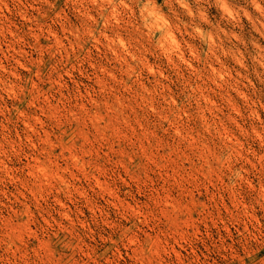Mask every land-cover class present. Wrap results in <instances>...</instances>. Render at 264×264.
<instances>
[{
	"label": "rangeland",
	"instance_id": "obj_1",
	"mask_svg": "<svg viewBox=\"0 0 264 264\" xmlns=\"http://www.w3.org/2000/svg\"><path fill=\"white\" fill-rule=\"evenodd\" d=\"M0 264H264V0H0Z\"/></svg>",
	"mask_w": 264,
	"mask_h": 264
}]
</instances>
